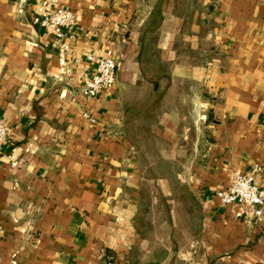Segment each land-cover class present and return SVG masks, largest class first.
I'll return each instance as SVG.
<instances>
[{
	"label": "crops",
	"instance_id": "0c3cea01",
	"mask_svg": "<svg viewBox=\"0 0 264 264\" xmlns=\"http://www.w3.org/2000/svg\"><path fill=\"white\" fill-rule=\"evenodd\" d=\"M44 1L0 0V264H264V213L216 194L264 180V0H59L62 39Z\"/></svg>",
	"mask_w": 264,
	"mask_h": 264
},
{
	"label": "built area",
	"instance_id": "2783aa9c",
	"mask_svg": "<svg viewBox=\"0 0 264 264\" xmlns=\"http://www.w3.org/2000/svg\"><path fill=\"white\" fill-rule=\"evenodd\" d=\"M77 14L72 9L60 4L59 0H48L38 4L33 22L52 30L59 38L65 36V29L72 28L77 22ZM63 49L70 48V44L62 41ZM90 61L94 62V68L89 76L84 78L81 85V93L85 97H94L102 89L113 87L116 82L118 70V60L113 48H107L102 55H95L93 52L87 54ZM91 123L96 118L84 112ZM10 127L0 120V156L7 155L12 166H18L20 160L14 154L6 151V144L10 135ZM261 170L259 165H255L249 173L238 169L234 172L230 184L225 188L216 191L222 205L231 203H242L248 206L252 213L260 216L264 213V180L262 183L256 181V174ZM108 264H118L114 261Z\"/></svg>",
	"mask_w": 264,
	"mask_h": 264
},
{
	"label": "trees",
	"instance_id": "16d2710c",
	"mask_svg": "<svg viewBox=\"0 0 264 264\" xmlns=\"http://www.w3.org/2000/svg\"><path fill=\"white\" fill-rule=\"evenodd\" d=\"M139 147H140V146H139ZM163 166H164V165H162L161 162H158V168L162 169ZM156 167H157V166H156Z\"/></svg>",
	"mask_w": 264,
	"mask_h": 264
}]
</instances>
